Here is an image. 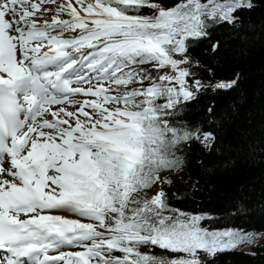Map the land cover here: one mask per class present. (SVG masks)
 I'll list each match as a JSON object with an SVG mask.
<instances>
[{
    "label": "snow or ice",
    "instance_id": "1",
    "mask_svg": "<svg viewBox=\"0 0 264 264\" xmlns=\"http://www.w3.org/2000/svg\"><path fill=\"white\" fill-rule=\"evenodd\" d=\"M253 7V0L171 7L0 0L6 264H210L237 247L246 233L206 228L210 217L170 206L165 186L173 180L165 173L182 170L174 146L214 139L170 120L206 90L188 79L191 40L206 37L209 22L235 24Z\"/></svg>",
    "mask_w": 264,
    "mask_h": 264
},
{
    "label": "trees",
    "instance_id": "2",
    "mask_svg": "<svg viewBox=\"0 0 264 264\" xmlns=\"http://www.w3.org/2000/svg\"><path fill=\"white\" fill-rule=\"evenodd\" d=\"M164 3L171 7L173 0ZM253 3L251 10L239 13L237 23L209 22L208 35L191 40L188 79L201 81L206 90L170 116L179 129L214 135L208 147L196 139L174 146L182 170L165 173L173 180L165 186L170 206L210 217L202 224L212 230L264 233V0ZM222 80L236 84L227 91L207 87ZM209 260L264 264V244L250 252L218 253Z\"/></svg>",
    "mask_w": 264,
    "mask_h": 264
},
{
    "label": "rangeland",
    "instance_id": "3",
    "mask_svg": "<svg viewBox=\"0 0 264 264\" xmlns=\"http://www.w3.org/2000/svg\"><path fill=\"white\" fill-rule=\"evenodd\" d=\"M55 7V5H54ZM67 18V17H65ZM204 147H208L206 146L204 143L201 142V140H198ZM210 143V142H209ZM209 145V144H208ZM157 189H154V191ZM224 230H234L237 231L239 233H246L247 236L244 237L241 242L238 243L237 247L228 250V251H239V252H250L251 249L259 243L264 244V233H255V232H249V231H241V230H235V229H231V228H223V229H219V231H224Z\"/></svg>",
    "mask_w": 264,
    "mask_h": 264
},
{
    "label": "bare ground",
    "instance_id": "4",
    "mask_svg": "<svg viewBox=\"0 0 264 264\" xmlns=\"http://www.w3.org/2000/svg\"><path fill=\"white\" fill-rule=\"evenodd\" d=\"M51 7H54V5H52ZM3 254H0V264H4V261H3Z\"/></svg>",
    "mask_w": 264,
    "mask_h": 264
}]
</instances>
